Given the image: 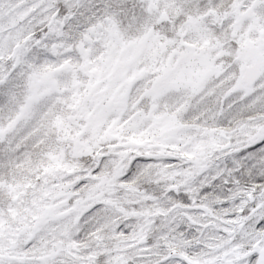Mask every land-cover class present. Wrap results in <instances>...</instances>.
<instances>
[{
    "label": "snow or ice",
    "instance_id": "obj_1",
    "mask_svg": "<svg viewBox=\"0 0 264 264\" xmlns=\"http://www.w3.org/2000/svg\"><path fill=\"white\" fill-rule=\"evenodd\" d=\"M0 264H264V0H0Z\"/></svg>",
    "mask_w": 264,
    "mask_h": 264
}]
</instances>
